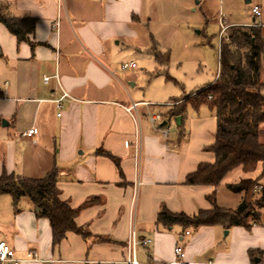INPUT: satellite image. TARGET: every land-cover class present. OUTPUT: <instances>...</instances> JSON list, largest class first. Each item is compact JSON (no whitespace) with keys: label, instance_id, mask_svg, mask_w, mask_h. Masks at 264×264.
Returning a JSON list of instances; mask_svg holds the SVG:
<instances>
[{"label":"crops","instance_id":"crops-1","mask_svg":"<svg viewBox=\"0 0 264 264\" xmlns=\"http://www.w3.org/2000/svg\"><path fill=\"white\" fill-rule=\"evenodd\" d=\"M0 4H7L14 17L36 21L33 49L18 45L0 24V175L42 179L55 169L60 200L79 209L75 224L89 234L83 239L68 233L53 248L49 223L35 217L31 203L22 199L17 213L10 203L5 217H0V241L18 259L34 251L39 260L47 261L21 264H125L131 233L142 264H168L177 246L183 248L184 264L258 263L259 259L251 261L248 251L264 252V228L259 225L251 228L252 235L240 227L182 230L156 225L162 207L187 216L209 210L207 197L213 193L219 208L234 210L242 194L231 193L226 186L259 176V168L250 174L237 168L216 188L185 183L198 165L214 162L207 148L215 141V113L206 105H187L176 125L177 117L166 112L212 84L219 70L212 83L164 105L138 101L125 88L119 73L123 64L115 62L120 47L140 52L132 42L149 21L146 0H0ZM251 17L249 25L227 24L221 30L252 24L264 28ZM45 77L50 78L48 83ZM62 91L70 98L58 109L55 101ZM132 104L137 105L130 114L126 109ZM153 115H160L162 122L151 123ZM164 122L170 125L166 140L158 131ZM30 129L34 136L23 137ZM228 194L240 196L233 207L221 198ZM222 232L244 233L245 241L239 247L217 248ZM145 240L149 242L143 245Z\"/></svg>","mask_w":264,"mask_h":264},{"label":"trees","instance_id":"trees-1","mask_svg":"<svg viewBox=\"0 0 264 264\" xmlns=\"http://www.w3.org/2000/svg\"><path fill=\"white\" fill-rule=\"evenodd\" d=\"M0 24L5 27L17 44L31 41L36 21L29 17H14L7 4H0ZM151 54L159 67H166L169 55L160 54L151 48ZM264 68V29L259 26L231 27L219 48V73L217 79L195 95L179 110L167 113L168 117H180L187 105H206L215 113L217 125L215 141L207 150L214 155L212 164H200L186 177L185 183L191 186L218 187L233 170L240 168L245 174L260 169L254 179L241 180L230 184L226 189L234 194H242V199L234 210L219 208L214 193L207 197L211 208L200 210L196 215L172 214L162 207L156 218V225L164 229L179 227L182 230H196L201 227L219 226L224 230L234 227L250 231L260 225V209L264 208V187L255 189L264 177V83L260 81V71ZM98 155L115 160L109 154L98 151ZM56 170L42 179H30L13 174L0 175V196L11 200L14 212L18 205L27 199L36 218L46 219L51 229V245L57 247L68 233L83 239L89 234L75 224L79 209H71L59 198ZM251 261L261 259L264 252L248 251Z\"/></svg>","mask_w":264,"mask_h":264},{"label":"rangeland","instance_id":"rangeland-1","mask_svg":"<svg viewBox=\"0 0 264 264\" xmlns=\"http://www.w3.org/2000/svg\"><path fill=\"white\" fill-rule=\"evenodd\" d=\"M146 4L150 9L149 21L132 42L140 52L120 47L115 63L134 64L133 68L119 70L125 88L133 92L135 100L150 101L153 105H164L172 98L189 95L214 81L219 70L218 48L227 34L226 29L221 30L224 26L251 24L253 6L260 8L261 16L256 23L264 24V0H146ZM153 44L157 51L169 55V64L164 70L149 54ZM260 81L264 83V68L260 71ZM195 98H183L166 113L179 110ZM228 196H231L230 201ZM228 196L221 198H227V207H233L240 196ZM10 203L9 197L0 198V217H5L4 208H9ZM259 214L261 224L258 228H264V208ZM241 234L224 236L222 232L216 247H239L245 241Z\"/></svg>","mask_w":264,"mask_h":264},{"label":"built area","instance_id":"built-area-1","mask_svg":"<svg viewBox=\"0 0 264 264\" xmlns=\"http://www.w3.org/2000/svg\"><path fill=\"white\" fill-rule=\"evenodd\" d=\"M251 14L254 18L258 19L261 15L260 14V8L258 6H253L251 8ZM251 26H259V25L258 24H252ZM133 67H134L133 63L123 64L121 66V70H126L128 68H133ZM54 78L57 80L58 79L57 75H55ZM49 79H50L49 77L43 78L44 83H48ZM68 98H70L68 96V94L62 91V95H61L60 99L55 101L57 108L60 109L61 108V105H60L61 101L64 99H68ZM136 105L137 104H132L129 108L126 109V111L131 114V112H133L135 110ZM57 116H60V115L57 114ZM149 119H150L151 123H160L163 120L160 115L150 116ZM158 131H159L161 137L164 140H166L168 138V134L170 131V125L168 123H165V125L158 127ZM22 136L25 138H32L34 136V129L28 130ZM261 189H262V186H258V187H256L255 191L260 192ZM148 242H149L148 240L147 241L145 240V241H142V244L145 245ZM136 245H137V241L134 237V234L131 233L130 239L128 242V252L129 253H128V258L125 261V264H142L137 260L136 255H135ZM183 259H184L183 248L181 246H177L174 250V260L169 262L168 264H184ZM23 262H42V263H45L47 261L39 260L37 257V254L34 251L28 252L23 259H18V258H16L14 251L8 245H6V243L0 241V264H21ZM49 263H51V262H49ZM255 264H264V255H262L259 262L255 263Z\"/></svg>","mask_w":264,"mask_h":264},{"label":"water","instance_id":"water-1","mask_svg":"<svg viewBox=\"0 0 264 264\" xmlns=\"http://www.w3.org/2000/svg\"><path fill=\"white\" fill-rule=\"evenodd\" d=\"M179 121H180V118L177 117V118L175 119L176 125H179ZM5 125H6V123H5V122H2V126H5ZM163 125H165V122L162 123V126H163ZM257 262H258V261H257Z\"/></svg>","mask_w":264,"mask_h":264}]
</instances>
